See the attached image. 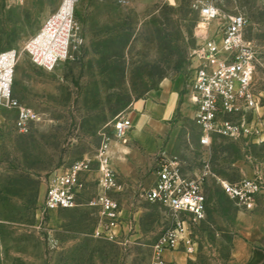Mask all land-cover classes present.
Instances as JSON below:
<instances>
[{
  "label": "rangeland",
  "instance_id": "374dc122",
  "mask_svg": "<svg viewBox=\"0 0 264 264\" xmlns=\"http://www.w3.org/2000/svg\"><path fill=\"white\" fill-rule=\"evenodd\" d=\"M59 1L0 0V52L21 53L12 97L32 116L21 131L18 111L0 106V264H154L173 218L146 194L165 158L189 175L210 168L206 220L190 229L196 252H167L166 262L264 264V189L248 208L221 187L253 178L264 184V142L217 138L204 148L191 117L171 124L154 117L169 83L183 77L187 86L193 76L200 0H80L71 56L48 72L23 47ZM202 1L223 15H244L246 38L264 61V0ZM257 88L264 91L262 69ZM259 114L264 118V109ZM118 118L135 125L123 139L115 136ZM107 139L122 217L114 241L97 236V157ZM82 162L89 167L78 206L46 208L50 178Z\"/></svg>",
  "mask_w": 264,
  "mask_h": 264
},
{
  "label": "built area",
  "instance_id": "2783aa9c",
  "mask_svg": "<svg viewBox=\"0 0 264 264\" xmlns=\"http://www.w3.org/2000/svg\"><path fill=\"white\" fill-rule=\"evenodd\" d=\"M24 1V0H17ZM80 0H60L40 30L23 47L31 62L52 72L71 56L76 32V6ZM200 21L209 24L201 33V41L193 55V76L185 88V97L195 107L194 122L202 134L199 144L210 148L217 138L234 142H264V91L257 88L259 69L264 61L257 48L246 38L248 20L242 14H222L211 1H198ZM216 24L212 30L211 27ZM21 53L17 50L0 52V106L15 108L21 131L27 130L31 114L14 100L13 86ZM129 118L114 123L115 136L126 138L133 130ZM97 164L101 174V192L96 202L100 217L97 236L114 241L121 232V205L115 197L117 177L111 166L109 140L99 150ZM85 162L54 174L48 183L45 205L48 209H74L83 187ZM210 168L189 175L176 160L163 159L146 197L152 204L166 207L173 218L172 227L157 245L154 264H168L167 252L193 255L196 244L190 235L191 226L206 220L208 200L206 180ZM261 178L245 179L240 183L221 182L223 192L233 201L251 208L263 192Z\"/></svg>",
  "mask_w": 264,
  "mask_h": 264
},
{
  "label": "crops",
  "instance_id": "0c3cea01",
  "mask_svg": "<svg viewBox=\"0 0 264 264\" xmlns=\"http://www.w3.org/2000/svg\"><path fill=\"white\" fill-rule=\"evenodd\" d=\"M185 86L183 77H178L169 83L167 89L159 95V113L154 116L155 119L165 124L177 122L180 116L194 119L195 107L185 97ZM133 126L134 130V122ZM262 250L263 248L260 249V251Z\"/></svg>",
  "mask_w": 264,
  "mask_h": 264
},
{
  "label": "bare ground",
  "instance_id": "6f19581e",
  "mask_svg": "<svg viewBox=\"0 0 264 264\" xmlns=\"http://www.w3.org/2000/svg\"><path fill=\"white\" fill-rule=\"evenodd\" d=\"M209 27V24H206V23H200V30H201V32L203 31V30H205L206 28H208Z\"/></svg>",
  "mask_w": 264,
  "mask_h": 264
}]
</instances>
